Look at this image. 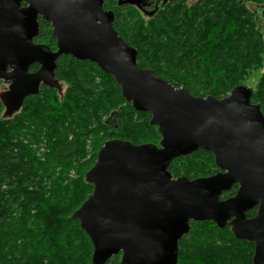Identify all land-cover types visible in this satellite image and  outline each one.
Here are the masks:
<instances>
[{
  "label": "trees",
  "instance_id": "trees-1",
  "mask_svg": "<svg viewBox=\"0 0 264 264\" xmlns=\"http://www.w3.org/2000/svg\"><path fill=\"white\" fill-rule=\"evenodd\" d=\"M102 1L113 12V29L136 51L138 67L193 96L221 99L263 66L264 0H154L150 14L145 7L151 0H142V8ZM249 3L262 8L261 20ZM38 23L33 42L55 51L50 24L41 17ZM54 78L58 87L41 85L10 116L0 100V264H90L92 244L71 219L92 191L84 174L107 140L160 141L150 115L126 102L96 65L62 55ZM250 88V102L264 118V71ZM168 171L194 180L218 169L212 154L198 149L172 160ZM253 249L229 227L191 221L178 242L176 264H252ZM119 261L120 254L105 264Z\"/></svg>",
  "mask_w": 264,
  "mask_h": 264
},
{
  "label": "water",
  "instance_id": "water-1",
  "mask_svg": "<svg viewBox=\"0 0 264 264\" xmlns=\"http://www.w3.org/2000/svg\"><path fill=\"white\" fill-rule=\"evenodd\" d=\"M117 3L144 6L142 0ZM38 17L50 24L55 51L33 42ZM113 19L102 0H0V81L7 84L0 100L7 116L41 85L59 86L54 71L65 55L112 77L160 135L158 145L105 141L84 174L92 191L71 219L92 244L90 264L118 254L119 264H176L191 221L229 227L234 238L253 244L252 264H264V118L250 102L252 89L239 85L216 99L173 87L138 67L136 51L118 36ZM198 149L212 154L218 172L173 178L171 161ZM235 184V194L220 200Z\"/></svg>",
  "mask_w": 264,
  "mask_h": 264
},
{
  "label": "rangeland",
  "instance_id": "rangeland-1",
  "mask_svg": "<svg viewBox=\"0 0 264 264\" xmlns=\"http://www.w3.org/2000/svg\"><path fill=\"white\" fill-rule=\"evenodd\" d=\"M154 0H151V3H149L148 5H147V7H145V11L147 12V13H149V12H151L153 9H155V1L153 2ZM159 1V0H158ZM189 2H192V1H194V0H188ZM247 7L251 10V11H253L255 14H256V17L257 18H259L260 20L262 19L261 18V13H263V10H262V8H259V7H257V6H255V5H253V4H247ZM263 39H264V36H263ZM264 71V55H263V66L260 68V69H258L257 71H254V72H252V75H251V77H250V79H249V81H247L246 82V86L247 87H253L254 86V84H255V82H256V80H257V78L261 75V73ZM6 90H7V84H2L1 86H0V96H2L5 92H6Z\"/></svg>",
  "mask_w": 264,
  "mask_h": 264
},
{
  "label": "flooded vegetation",
  "instance_id": "flooded-vegetation-1",
  "mask_svg": "<svg viewBox=\"0 0 264 264\" xmlns=\"http://www.w3.org/2000/svg\"><path fill=\"white\" fill-rule=\"evenodd\" d=\"M32 66H33V65H32ZM36 66H37V65H36ZM37 67H38V66H37ZM30 68H31V67H30ZM30 68H29V69H30ZM37 69H38V68H37ZM35 71H36V70H34V71H30V70H29V72H35ZM3 106H4V105H3ZM4 108H5V107H4ZM4 110H5V113H6V109H4ZM12 114H13V113H12ZM12 114H11V115H12Z\"/></svg>",
  "mask_w": 264,
  "mask_h": 264
}]
</instances>
